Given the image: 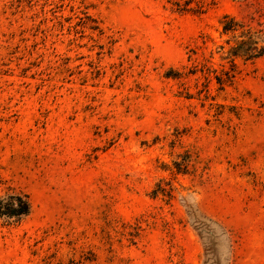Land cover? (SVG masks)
I'll return each instance as SVG.
<instances>
[{
	"label": "rangeland",
	"instance_id": "374dc122",
	"mask_svg": "<svg viewBox=\"0 0 264 264\" xmlns=\"http://www.w3.org/2000/svg\"><path fill=\"white\" fill-rule=\"evenodd\" d=\"M261 47L264 0H0V264H264Z\"/></svg>",
	"mask_w": 264,
	"mask_h": 264
},
{
	"label": "trees",
	"instance_id": "16d2710c",
	"mask_svg": "<svg viewBox=\"0 0 264 264\" xmlns=\"http://www.w3.org/2000/svg\"><path fill=\"white\" fill-rule=\"evenodd\" d=\"M232 22L233 20L222 22V28L224 30L233 29L235 23ZM260 50L264 52V47H261ZM28 211L29 202L25 196L16 195L12 197L10 201H4L3 199H0V215H23L28 213Z\"/></svg>",
	"mask_w": 264,
	"mask_h": 264
}]
</instances>
